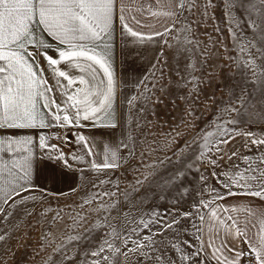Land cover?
<instances>
[{
    "label": "snow or ice",
    "instance_id": "6c2138e0",
    "mask_svg": "<svg viewBox=\"0 0 264 264\" xmlns=\"http://www.w3.org/2000/svg\"><path fill=\"white\" fill-rule=\"evenodd\" d=\"M117 25L136 46H158L119 111ZM221 59L234 69L226 98L208 96L213 117L189 136ZM173 88L179 123L151 131L167 124L157 106ZM261 123L264 0H0V224L21 210L46 224L30 257L40 264H264V128L250 129ZM48 178L68 191L43 187ZM173 192L190 211L152 210L127 232L112 223L133 198ZM61 197L71 202L53 209ZM11 231L0 229V244ZM2 251L0 264L15 259Z\"/></svg>",
    "mask_w": 264,
    "mask_h": 264
},
{
    "label": "rangeland",
    "instance_id": "374dc122",
    "mask_svg": "<svg viewBox=\"0 0 264 264\" xmlns=\"http://www.w3.org/2000/svg\"><path fill=\"white\" fill-rule=\"evenodd\" d=\"M219 15V13H218ZM221 27H224L223 24H221ZM208 31H211V28L208 29ZM225 37H227V31L224 33ZM229 48H231V42L227 41ZM223 55V53H222ZM216 66L212 71L214 72V75L211 78L212 85L211 86H204V93L201 95V101L197 102V107L199 108V111L197 115L201 116L202 118L197 121V128L192 129L188 135H192L193 132L198 131L200 127H202L208 120L212 119L213 114L216 110V103H213L211 100L208 99V96L213 94L215 95L216 102L218 103L221 99V97H225V91L227 85L231 83L230 78V72L234 71V69L229 68L228 61L226 60H219L215 62ZM219 65H224L223 67H220ZM173 79L175 80V77L173 76ZM172 94L169 97H162L165 100V105L167 106V111L165 112V105H158V116L156 117L157 120H159L161 123L164 121H167V124L161 129L159 127H154L151 129V131H164L167 132L169 130V125L179 123L180 115L183 111V102L179 99H176V97L180 94H182L181 90L178 88H173ZM172 99H176V107H173L171 101ZM205 104H207V110H205ZM148 119L152 120L153 117L149 116ZM241 128H243V125H240ZM119 175V173H117ZM132 176L131 174L127 175V178L124 179L122 177V184H121V190H123L127 184V180H131ZM213 180L210 179V183H212ZM173 198L180 199L179 193H171L167 194V199L165 200H158L149 195V199L144 204H137L135 198H133L132 204L134 205L133 210L129 213L128 216L123 217V224L120 223V221H112L113 224L117 225L118 227H122L125 232H127L131 227L136 226L135 222L146 212H151L152 210L159 211L161 213L165 212L166 210L168 212H172L173 209H176L177 211L183 210V211H190V205L192 203V199L185 196L183 199H181V202L179 204H172L170 203ZM72 200H76L77 196L73 195ZM71 201L68 200L66 197H61L58 201L56 199L51 200V207L53 209L56 208H62L65 206V204L70 203ZM45 206H48L47 204ZM29 208L32 206L29 205ZM95 207V205H93ZM127 210V209H126ZM54 215L53 213L48 214V218L50 219L51 216ZM147 218V217H145ZM96 217L93 216L92 220H95ZM22 221V222H21ZM34 217H23V211L17 215H15L13 218H10L7 225L0 224V229H4L7 231L8 229H12L10 238L7 241V244H0V255H3V248L4 247H10L12 251L15 252V259H9L8 264H40V257H37L35 260L30 259V257L33 255L32 249L37 247L39 237L41 233L44 231V228L46 224L44 225H36L34 228L33 225ZM131 221V223H129ZM19 223V227H15ZM71 223L70 221H65L64 224ZM64 224L58 225L59 230H65ZM54 231H57V229H54ZM59 234V232H58ZM135 260V257L132 258Z\"/></svg>",
    "mask_w": 264,
    "mask_h": 264
},
{
    "label": "crops",
    "instance_id": "0c3cea01",
    "mask_svg": "<svg viewBox=\"0 0 264 264\" xmlns=\"http://www.w3.org/2000/svg\"><path fill=\"white\" fill-rule=\"evenodd\" d=\"M157 45H150L148 47L136 46L131 38H122L119 26L117 25L114 39L113 48V60L114 70L118 81L122 82L121 89H118L117 93V110H120V102L124 97L134 94L135 83L151 69L153 58L157 51ZM244 126V125H243ZM264 128V123L251 125V130H259ZM18 134L26 135L32 134L30 130H19ZM97 137L100 138V133H96ZM111 133H105V138L110 136ZM243 144L242 138H237V142L232 147H240ZM67 150V149H66ZM41 185L51 191L59 192L63 190L68 191V183L57 180L55 183L51 178L40 181ZM214 184L215 181L213 180ZM74 186V185H73ZM189 237H185L188 239Z\"/></svg>",
    "mask_w": 264,
    "mask_h": 264
}]
</instances>
